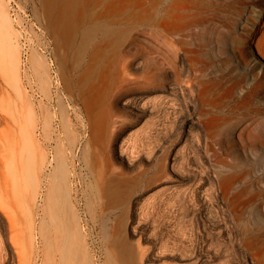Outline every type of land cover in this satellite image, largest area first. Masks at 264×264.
Returning a JSON list of instances; mask_svg holds the SVG:
<instances>
[{
	"label": "rangeland",
	"instance_id": "obj_1",
	"mask_svg": "<svg viewBox=\"0 0 264 264\" xmlns=\"http://www.w3.org/2000/svg\"><path fill=\"white\" fill-rule=\"evenodd\" d=\"M197 1L200 4L194 7L191 1L185 0L182 6L176 0L182 7L175 4V8L173 3L174 15L161 16L177 46L169 55L170 87L155 97L156 102L149 97L148 110L124 134V139L132 140L125 139V143L134 145L133 156H129L134 164L114 162L118 171L127 174L144 172L142 186L131 192L126 183L108 184L106 191L101 190L80 158V149L93 132L91 124L95 121L100 126L95 111L106 103L108 89L106 97L102 93L115 79L117 68L111 61L91 70L84 61L77 46L83 26L77 21L78 5L67 0H0V264L49 262L50 232L43 224L42 197L48 188L50 158L60 146L72 169L70 200L81 236L87 239L82 237L84 248L87 242L88 264H264V128L258 124L259 114L245 110L258 103L264 107V58L260 53L264 52V0ZM58 3L66 8L62 22ZM193 8L198 16L192 15ZM137 9L115 12L132 23ZM70 38L75 39L73 43ZM23 50L27 52L25 64ZM131 50L142 62L136 72L147 68L149 53L158 61L166 60L155 56L150 46ZM72 53L75 58L80 55L81 61ZM240 72H245L242 79ZM179 79L182 93L177 88ZM99 80L104 87L95 97L90 86L100 84ZM59 98L67 114L62 107L59 110ZM230 109L226 119L224 114ZM63 114H69L70 122ZM98 129L93 143L102 141L103 132ZM27 151L36 165L43 164L41 172V166L35 169L41 177L45 175L36 200L33 195L29 200L32 192L25 182ZM169 154L171 169L165 164ZM128 244L134 255L126 248Z\"/></svg>",
	"mask_w": 264,
	"mask_h": 264
},
{
	"label": "bare ground",
	"instance_id": "obj_2",
	"mask_svg": "<svg viewBox=\"0 0 264 264\" xmlns=\"http://www.w3.org/2000/svg\"><path fill=\"white\" fill-rule=\"evenodd\" d=\"M175 1L176 0H84V1L83 0H67V2L71 3V5H73L74 7H75V5L76 6L78 5L77 7H75V9L78 11L79 17H80L79 20H77V21H79V24L83 25V26H81L82 29H80V33H79L78 29L76 30L75 33L77 34L76 36H78V33L80 34L81 40H80V42L78 41L77 46H79V44H80V49H82V51L85 55V56H83V58H84V61L86 62V64L91 66V67H89L91 70L96 69V71H97V68L107 66V63L112 61L114 67L117 68V71H116L117 75H116V77L114 76L115 79L112 80V82L109 84H107V82H106L107 86L105 85V89L103 90V93H102V91L100 92L101 86L103 88L104 87L103 83H105L104 82L105 80L103 79V75H102L103 81L100 79L103 82L102 84H101V81L99 80L100 84L94 82L90 86V88L93 89V92L90 93L91 95L95 94L94 96L96 97L102 93V95L105 96V94L107 93L108 96L107 95L106 96L108 98H106V101H105L106 103L101 104L99 106L100 108L98 107L99 112L97 111L98 108L97 109L95 108L96 109L95 112H97L96 115L98 118V121L97 120L96 121L99 122V120H100V123H99L100 126L98 127L97 124L95 123V121H93L94 123L91 124V128L93 129V132L87 141L88 144L85 145L84 147H82V149H80L81 150L80 158L84 162V165L87 168H89L88 170H90V172L92 173L95 183L98 184L97 186H99V188L101 190L104 189L106 191L107 186H109L108 184H113L116 187V186H120V185L126 183V184H128L127 186L131 187L130 191L132 192V191L137 190L139 187H141L142 183L144 182V177H143L144 172H139L137 174H134V173L131 174V172H129L131 174L130 175V174L125 173L126 171H124V172L118 171L119 169L117 167H119V166H115L114 162L118 161L121 165H125V166L126 165L131 166L134 164L133 161L130 159V157H132L133 154H132V156L130 154H131L132 150H134L135 148L132 149V147L134 146L133 144L131 145L132 147H129L128 146L129 144H127L129 141L130 142L132 141L130 139V137H129V141H128V138H125L128 141L127 143H125L126 140L124 139V137H125L124 134L132 126H134L136 124L137 120L140 118V116L143 114V112L145 113L148 110V108H149L148 103L152 102L149 99V97L153 96L154 98H152V100H154V102H156L155 97L161 96V94L166 92L170 87V85L167 82V77L169 76L168 75L169 74L168 68L170 67V63H169L170 56L169 55L172 52H176L177 46H176V43L174 42V40L172 39V37H170L168 35L166 29L163 27V25L161 23V19H162L161 16L163 13H166V16L174 15L175 11L172 10L173 9L172 6H173V3ZM177 1L179 3L180 0H177ZM182 1L184 2L185 0H181L180 2H182ZM188 1H191V3L195 4V5H193L194 7H198L200 4V3H198L197 0H188ZM56 3H57V1H56ZM56 3L53 5L54 7H55ZM69 3H68V5H69ZM178 3L176 2V3H174V5L175 4H177V5L182 4V3H179V4ZM58 4H59L58 6L59 7L61 6V9H62L61 13H58V15L61 17L62 16L61 14L64 15L63 11H66V8L64 6L65 10H63L62 5L60 3H58ZM133 6H136L139 9H137L138 14L134 17V19L132 20V23L128 22L129 18L122 15L123 13L117 14L115 12L116 10H119V11H122L125 13L126 11H128L127 9L129 7H133ZM182 6H184V5L182 4ZM182 6L179 5L178 7H182ZM185 6L187 7V5H185ZM59 7H58V9H59ZM66 7L69 8L70 6L68 7L66 5ZM176 7L177 6L175 5V8ZM72 10H74V8ZM140 10H142L143 12L142 11L139 12ZM59 11H60V9H59ZM59 11H56V12H59ZM193 12L194 13L192 15L198 16V12L196 9H194ZM70 13L71 12H69L68 15H70ZM147 14H150V15L148 16ZM185 14H187V13H185ZM58 15L54 16L55 17L54 20H57ZM179 15H181V14L179 13ZM163 16H165V15H163ZM176 16H178V14H176ZM65 17L66 16H62V18H58V19H61V22H62V20H64ZM165 18L166 19H164V17H163L164 20H167V17H165ZM71 20H72V18H71ZM57 22H58V24H60L59 21H57ZM66 22H67V20L63 21V26H61V28H64V26H66L65 25ZM79 24H78V26L80 27ZM209 25H211V24H209ZM202 26H204V25H202ZM205 27H206V25H205ZM69 33H70V31H69ZM199 33H200V31H199ZM140 34H142V36H140ZM71 35L74 36V34H70V36ZM76 36H74V37H76ZM143 36L145 38L147 37V39H148V37L152 38V40H147L145 38H142ZM70 39H71V41H72V39L75 40L74 38H70ZM69 41L70 40H68V42ZM76 42H77V40H76ZM70 43L71 42H69V44ZM72 43H73V41H72ZM74 43H75V41H74ZM124 43H125V46L120 48V46H122ZM145 46H150L152 48V51L155 53V56L160 55V56H162L163 59H166L168 62H166V60L164 62L158 61L157 57L155 58L152 53H149V54L147 53L148 54L147 68L144 69L142 72H136L135 69H139L141 67L142 62L140 60H138L137 55L131 49H133V47H135L137 50H141ZM75 48H77V47H75ZM93 49H96V52H95V50L93 51ZM83 53L80 52V55L81 54L83 55ZM260 53H261L262 57L264 58V52L260 50ZM74 54H73V57L75 58ZM78 54H79V52H78ZM80 55L78 56V58L80 57ZM74 58L72 59L73 61H74ZM78 58H75V59H78ZM81 59L79 60V62L81 61ZM75 63H77L76 60H75ZM75 65L76 64H74L73 66H75ZM86 68H87V66H86ZM156 69H161V70L158 73L156 71ZM101 71H98V72L101 73ZM179 71L182 72V61L180 63V70ZM84 72H86V69ZM89 72H91V71L89 70ZM82 73H83V71H82ZM74 74H75V72H74ZM89 75H90V73H89ZM77 76H78V74H77ZM244 76H245V72H240L238 74V77H241V79ZM79 77H80V75H79ZM80 78H84V77H80ZM88 78H86V79H88ZM77 79H78V77H77ZM78 80H80V79H78ZM82 82H85V81H82ZM176 83H178L179 87H177V88L179 89L180 93H182L183 87L180 86L182 81L179 79L176 81ZM86 84H87V82H86ZM106 89H108V90L104 94V91ZM68 91L70 92V89ZM72 91L73 90H71V93H73ZM81 92H82V90H81ZM46 94H48V91H46ZM47 96H49V94ZM60 97H62V96H60ZM59 99L58 100L60 102L61 98H59ZM93 99H94V97H93ZM99 99H100V97H99ZM99 99H98V101H99ZM102 99H103V97H102ZM62 100H64L63 97H62ZM77 100H79V99H77ZM82 100H83V103L85 104L86 100H88V97H86V100L85 99H82ZM84 100H85V102H84ZM90 100H92V99L90 98ZM160 100H162V98ZM93 101L94 100H92V104H91L92 106H93ZM63 102L61 101L62 104L60 103L61 105H60L59 110H61ZM89 103L88 104L86 103L87 107L85 106V108L89 107L88 106ZM95 103L97 104V102H94V105H95ZM248 103H252V102H248ZM98 104H97V106H98ZM66 105L67 104H65V106ZM65 109L67 110V107H65ZM89 109L90 108H88V110ZM245 110L248 113L254 112V114H257V115L259 114L260 118L257 119V120H259L258 124H260L261 129L264 128V107H263L262 103L255 104L251 108L246 107ZM61 111H64V106L62 107ZM80 111H81V109H80ZM87 111H86V113H87ZM91 111L92 110H90V113H91ZM62 113H60V116ZM64 113H66V111H64ZM231 113L232 112L230 109V111H227V113L224 114L225 118L228 119L231 116ZM66 114H63L65 118L63 117V115H62V117L64 118V120L66 119V120H69V122H70L71 119L67 118L69 114L68 115H66ZM94 115H93V118L95 117ZM50 116H51V114H50ZM89 118L90 117L88 116V120H89ZM64 125H67V124L65 123V124H63V126ZM69 126H71V125H69ZM69 126H67V127H69ZM67 127L65 126L64 129H66ZM75 127H77V126H75ZM97 128H100V130L103 132V138H102V141H99V142L95 141L93 143V140L96 137L95 135H96V131H97L96 129ZM29 132H31V131H29ZM31 134H32V132H31ZM31 134L28 133V138ZM65 135H67V137L69 139H72L70 132L69 133L67 132ZM72 135H74V132ZM137 135H140V134H137ZM137 135H135V136H137ZM130 136H132V135H130ZM57 137L60 138L59 136H57ZM73 137L75 140V138H76L75 135ZM137 138H138V136H137ZM90 139H91V143H90ZM97 140H98V138H97ZM99 140H100V138H99ZM56 141H57V139H56ZM29 143L30 144H28L27 148L29 147V145L30 146L32 145L31 142H29ZM58 147H59V145H58ZM30 148L31 147H29V150H30ZM61 148H62L61 146L59 148L56 147L54 155H52V158H50V161L52 162V168H51L50 173L48 174L49 175L48 188L46 187L47 190L45 193H43L44 196L42 197L44 200L43 201L44 202V206H43L44 209H42V210H44V214L46 216V220L44 219L46 222L43 224H45V229L50 232V235L48 237L49 240L47 241V242H49V245H47V247L49 246L47 248V250L48 249H50V250H49L48 254L46 253L47 251L45 252L46 256L48 255L46 257V260H47V262L49 260V262L51 264H88V262H87L88 261V255H86L87 253H85L86 248H88L87 242H85L86 246L84 245L85 246V248H84L82 245L83 244L82 237H84V236L83 235L81 236V229L79 230V226H78L79 224L78 223H80V222H78V220H77L78 215L76 216V213L74 212V210L72 208L73 205H71L73 203V201L71 203V200H70L71 189H72L71 188V170L72 169L70 170L69 165L67 163V160L65 158V155L62 152ZM30 152L32 154V151H30ZM40 154H41V152H40ZM45 154H46V152H45ZM43 155H44V152H42V156ZM46 155H45V157H46ZM138 157H139V155H137V158ZM137 158L134 157V159H137ZM172 158L173 157H171V155H170L168 157L167 163H165L166 166L170 167V169L172 168L171 167L172 163L170 164L169 161ZM41 159H42V157H41ZM42 161H44V160H42ZM44 163H45V161H44ZM45 164H47V163H45ZM37 165L41 166L43 164L38 163ZM37 165L35 164L33 156H31L29 152L26 153L25 182H26V186L28 187V189L32 192V194H30L31 192L30 193L28 192L30 194L28 196V198L30 197L29 200H31V195H33L32 198L34 200H36V198L41 194L42 182L45 179L44 174L42 177L39 174L42 171V166L40 167L41 170L38 169L40 172L38 173V171H37V173H36L35 169H36ZM120 169H121V167H120ZM165 169L166 168H164V170ZM142 170H144V169H142ZM144 171L146 172V169ZM147 180H149V179H147ZM112 182H114V183H112ZM147 182H149V181H147ZM147 182H146V184H147ZM96 191H97V189H96ZM130 191H129V193H130ZM99 192H100V190H99ZM27 203H28V200H27ZM89 203L90 202H88V204ZM29 204L33 205L32 203H29ZM29 208L31 210V207H29ZM74 208H76V207H74ZM90 208L88 209L89 211L92 209V208L91 209ZM26 211L29 212V210H26ZM31 213L32 212L27 213V214H30V216H31ZM91 215L93 216V214H91ZM97 217H99V216H97ZM95 218L93 217V219H95ZM40 220L42 222L43 219H41V217H40ZM31 222H32V218H31ZM28 225H29V223H28ZM29 226H31V225H29ZM31 228H33V226H31L30 229ZM46 230H45V233H46ZM43 233H44V231H43ZM43 233L41 232L42 237H43ZM45 233H44V237H45ZM42 237L40 236V238H42ZM84 239H86V238L84 237ZM41 241L42 240H40V243H41ZM85 241H87V239ZM43 245H45V244H43ZM42 246H41V248H42ZM126 248H129V252L132 255H134L133 250L130 249L131 247L129 246V244L126 246ZM141 250L142 249H140V252H141ZM142 257H143V255H142ZM43 260H45V259H43ZM49 262L47 264H50ZM42 263L44 264V261ZM45 263H46V261H45ZM89 263H90V260H89Z\"/></svg>",
	"mask_w": 264,
	"mask_h": 264
},
{
	"label": "built area",
	"instance_id": "obj_3",
	"mask_svg": "<svg viewBox=\"0 0 264 264\" xmlns=\"http://www.w3.org/2000/svg\"><path fill=\"white\" fill-rule=\"evenodd\" d=\"M21 59H22V64L26 63V59H27V52L26 50H23L21 53Z\"/></svg>",
	"mask_w": 264,
	"mask_h": 264
}]
</instances>
